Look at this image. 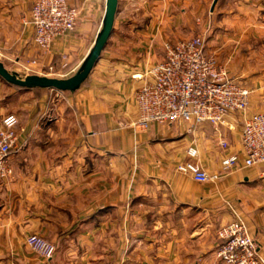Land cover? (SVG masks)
Here are the masks:
<instances>
[{
	"label": "crops",
	"instance_id": "1",
	"mask_svg": "<svg viewBox=\"0 0 264 264\" xmlns=\"http://www.w3.org/2000/svg\"><path fill=\"white\" fill-rule=\"evenodd\" d=\"M75 29L41 50L33 42L34 0H0V62L20 76L71 77L94 44L106 0H66ZM118 0L113 31L89 77L73 92L23 90L0 80V123L13 114L12 174L0 181V264H217V231L239 215L264 258V169L223 172L234 128L137 125L134 93L164 58V45L194 37L264 113V0ZM209 175L177 167L187 148ZM36 235L55 248L32 250Z\"/></svg>",
	"mask_w": 264,
	"mask_h": 264
},
{
	"label": "built area",
	"instance_id": "2",
	"mask_svg": "<svg viewBox=\"0 0 264 264\" xmlns=\"http://www.w3.org/2000/svg\"><path fill=\"white\" fill-rule=\"evenodd\" d=\"M78 11L66 0H34L30 11L33 42L41 50H47L52 42L75 29ZM163 60L148 70V78L134 93L137 109V125L150 123L186 125L192 129L208 124L217 128L234 130L231 118H240V154L229 153L224 139L217 142L223 153L221 168L228 172L234 168L262 167L264 169V113L249 114L251 92L231 79L226 69L205 52V39L194 37L165 44ZM13 114L0 123V181L9 178L12 171L9 156L17 148ZM190 161L177 167L194 181L206 183L219 178L209 176L195 162L198 156L194 146L187 148ZM217 264H264L257 242L247 226L235 216L218 232ZM26 244L46 259H51L55 248L31 235Z\"/></svg>",
	"mask_w": 264,
	"mask_h": 264
},
{
	"label": "water",
	"instance_id": "3",
	"mask_svg": "<svg viewBox=\"0 0 264 264\" xmlns=\"http://www.w3.org/2000/svg\"><path fill=\"white\" fill-rule=\"evenodd\" d=\"M217 0H214L211 11ZM118 0H106L105 13L99 33L96 36L93 46L82 61L78 70L67 79H57L45 76H20L15 72L7 70L0 62V79L6 84L23 89H47L56 92L77 91L89 77L92 69L98 62L106 43L113 31L115 15L117 13Z\"/></svg>",
	"mask_w": 264,
	"mask_h": 264
},
{
	"label": "rangeland",
	"instance_id": "4",
	"mask_svg": "<svg viewBox=\"0 0 264 264\" xmlns=\"http://www.w3.org/2000/svg\"><path fill=\"white\" fill-rule=\"evenodd\" d=\"M190 39H191V38H190ZM21 76H23V75H21ZM1 81H2V80H1ZM3 82H4V81H3ZM239 126H240V124H239ZM235 216H238V217H239V215H235ZM239 218H241V217H239ZM241 220H242V219H241ZM232 221H233V220H232ZM232 221H231V222H232ZM242 221H243V220H242ZM228 224H229V223H228ZM226 225H227V224H226ZM224 226H225V225H224ZM220 228H221V227H220ZM220 228H219V229H220ZM219 229H218V230H219ZM217 232H218V231H217Z\"/></svg>",
	"mask_w": 264,
	"mask_h": 264
},
{
	"label": "trees",
	"instance_id": "5",
	"mask_svg": "<svg viewBox=\"0 0 264 264\" xmlns=\"http://www.w3.org/2000/svg\"><path fill=\"white\" fill-rule=\"evenodd\" d=\"M1 80V79H0ZM14 87V86H13ZM15 88H17V87H15ZM18 89H20V88H18Z\"/></svg>",
	"mask_w": 264,
	"mask_h": 264
}]
</instances>
